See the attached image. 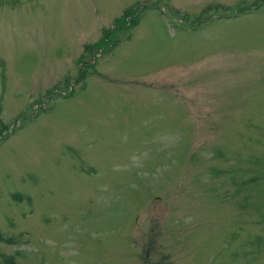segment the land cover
I'll return each mask as SVG.
<instances>
[{
    "label": "rangeland",
    "instance_id": "1",
    "mask_svg": "<svg viewBox=\"0 0 264 264\" xmlns=\"http://www.w3.org/2000/svg\"><path fill=\"white\" fill-rule=\"evenodd\" d=\"M0 264H264V0H0Z\"/></svg>",
    "mask_w": 264,
    "mask_h": 264
},
{
    "label": "trees",
    "instance_id": "2",
    "mask_svg": "<svg viewBox=\"0 0 264 264\" xmlns=\"http://www.w3.org/2000/svg\"><path fill=\"white\" fill-rule=\"evenodd\" d=\"M131 14H132L131 9H128V10L125 12V14L122 16V18H119L118 20H119V21H126V15H131ZM126 22H127V21H126ZM137 22H138L137 18H134V19H132L130 25H131V26H134V25L137 24ZM104 41H105V40H103V43H105Z\"/></svg>",
    "mask_w": 264,
    "mask_h": 264
}]
</instances>
